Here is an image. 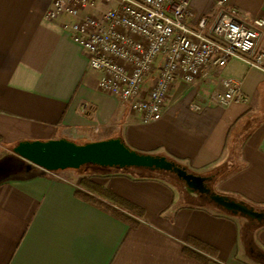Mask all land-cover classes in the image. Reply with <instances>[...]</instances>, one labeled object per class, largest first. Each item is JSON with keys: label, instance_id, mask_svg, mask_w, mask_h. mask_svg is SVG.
I'll use <instances>...</instances> for the list:
<instances>
[{"label": "crops", "instance_id": "crops-1", "mask_svg": "<svg viewBox=\"0 0 264 264\" xmlns=\"http://www.w3.org/2000/svg\"><path fill=\"white\" fill-rule=\"evenodd\" d=\"M216 1L191 0L188 26L196 30L200 19L210 20ZM51 2L0 0L4 146L119 141L128 152L170 159L194 175L217 169V176L230 170L226 165L239 150L243 169L217 179V192L247 210L238 198L264 209V66L241 58L210 66L195 83H178L162 118L144 124L97 90L84 50L62 28L70 20H46ZM229 9L251 23L262 16L264 0H229ZM256 52L264 53V38ZM226 81L239 84L246 102H213ZM12 153L0 150V264H202L183 253L188 239L216 251L206 264H254L249 250L264 254V225L246 241L235 220L183 204L176 189L160 180L116 173L94 182L144 212L138 227L130 228L76 198L82 189L68 173L77 169L29 172ZM250 211L264 222V212Z\"/></svg>", "mask_w": 264, "mask_h": 264}, {"label": "built area", "instance_id": "built-area-1", "mask_svg": "<svg viewBox=\"0 0 264 264\" xmlns=\"http://www.w3.org/2000/svg\"><path fill=\"white\" fill-rule=\"evenodd\" d=\"M190 1L52 0L45 18L70 20L62 28L84 50L97 90L147 124L162 118L178 83H195L210 66L223 68L232 58L264 66V53L256 52L264 38V12L245 23L229 9V0H217L214 15L200 19L195 30L187 24ZM213 102L226 106L246 98L239 84L226 81Z\"/></svg>", "mask_w": 264, "mask_h": 264}, {"label": "rangeland", "instance_id": "rangeland-1", "mask_svg": "<svg viewBox=\"0 0 264 264\" xmlns=\"http://www.w3.org/2000/svg\"><path fill=\"white\" fill-rule=\"evenodd\" d=\"M76 144L77 146L83 145V143L80 142H76ZM13 153L12 156L14 160L16 162H22L24 168L23 170L25 171L29 170V172L30 171L34 172V170H38L40 168L34 165L33 163L28 162L27 160L21 158L19 155ZM145 157H149L151 159H155L159 161H164L170 166V169L162 170L152 167L147 169L143 168L146 170L143 172H138L130 169L124 171H116L114 170V168L101 167L98 165L88 164L85 165L83 169H77L75 171H71L70 173H68V176H70L72 181H74L77 184V186L80 188H81L80 183L81 180L83 179H90L93 182L102 183L103 181L108 180L111 174H116V173H129L135 176H146L147 178L150 179L160 180L164 183L173 186L176 189V191L182 197L183 204L193 208H205L212 213L226 216L235 220L240 227V232L244 234V235L242 234V236L245 237L246 241H249L250 235L256 229L264 225L263 220L256 221L251 217L241 215L239 213L226 211L222 207L215 204L214 202H213L214 206L201 205L200 200L204 198L205 200L211 202V198L216 196V194L214 193H218L217 192L218 190L216 189L218 183L217 175H216L217 169L214 171H208L207 173L204 174L194 175L186 167L170 159L158 157V156H145ZM185 177L200 179L202 181L203 191L201 192L191 188L190 185L187 183V181L184 179ZM217 195L218 198L227 199L226 197L222 196V194L220 193H218ZM247 256L248 259L252 261L254 264H264V254L257 249L249 250Z\"/></svg>", "mask_w": 264, "mask_h": 264}, {"label": "water", "instance_id": "water-1", "mask_svg": "<svg viewBox=\"0 0 264 264\" xmlns=\"http://www.w3.org/2000/svg\"><path fill=\"white\" fill-rule=\"evenodd\" d=\"M13 152L48 172L75 170L88 164L109 168L118 167L121 169L129 167L170 169V166L164 161L128 152L119 141H108L83 146L63 141L32 143L19 145L13 149ZM216 199V197L212 198L219 206L223 207ZM248 211L251 212L250 210ZM233 212L255 218L241 211Z\"/></svg>", "mask_w": 264, "mask_h": 264}, {"label": "trees", "instance_id": "trees-1", "mask_svg": "<svg viewBox=\"0 0 264 264\" xmlns=\"http://www.w3.org/2000/svg\"><path fill=\"white\" fill-rule=\"evenodd\" d=\"M6 149L8 151H13L14 147L12 146H4L0 139V150ZM230 164V165H229ZM227 168L230 170L222 169V171L217 176V179L223 180L233 176L235 173L239 172L243 169V163L241 160V154L239 150H237L230 160V163ZM85 166V165H84ZM79 169H83V167ZM134 170L138 172L146 171L142 168H123L120 169L118 167L114 168L116 171H124V170ZM139 178H147L146 176H139ZM81 189L75 193V196L78 200L87 203L105 214L109 215L110 217L116 219L119 222L124 223L125 225L129 226L130 228L138 227L140 221L143 218L144 212L137 208L136 206L128 203L122 198L113 195L108 190L101 188L99 185L94 183L90 179H83L80 183ZM240 203H243L249 210L255 212H264L263 208H259L254 206L253 204L246 202L240 198H238ZM201 205H213L212 203L208 202L204 198L200 200ZM183 253L193 258L202 264H206L209 258L216 257V251L207 245L198 242L194 239L187 240V246L184 248Z\"/></svg>", "mask_w": 264, "mask_h": 264}, {"label": "bare ground", "instance_id": "bare-ground-1", "mask_svg": "<svg viewBox=\"0 0 264 264\" xmlns=\"http://www.w3.org/2000/svg\"><path fill=\"white\" fill-rule=\"evenodd\" d=\"M187 183L190 185L191 188L195 189V190H199V191H203V187L201 185V182L197 179H192V178H184ZM217 201L219 203H221V205L226 208L227 210L229 211H241V212H244V213H248L249 215H251L252 217H255V218H260L259 215H256L252 212H249L248 210H246L245 207L241 206V205H238V204H233L232 202L230 201H227V200H224V199H221V198H218L216 197Z\"/></svg>", "mask_w": 264, "mask_h": 264}]
</instances>
